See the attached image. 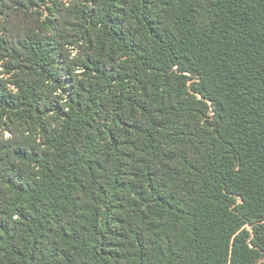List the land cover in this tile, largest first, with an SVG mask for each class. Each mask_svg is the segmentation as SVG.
<instances>
[{"label": "trees", "instance_id": "1", "mask_svg": "<svg viewBox=\"0 0 264 264\" xmlns=\"http://www.w3.org/2000/svg\"><path fill=\"white\" fill-rule=\"evenodd\" d=\"M0 264H264V0H0Z\"/></svg>", "mask_w": 264, "mask_h": 264}]
</instances>
